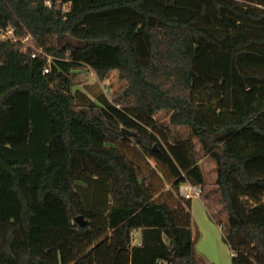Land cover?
Instances as JSON below:
<instances>
[{"label":"trees","instance_id":"trees-1","mask_svg":"<svg viewBox=\"0 0 264 264\" xmlns=\"http://www.w3.org/2000/svg\"><path fill=\"white\" fill-rule=\"evenodd\" d=\"M231 9L264 20L226 0H0V264H210L181 194L208 186L197 142L233 264H264V27ZM82 70L123 86L87 101Z\"/></svg>","mask_w":264,"mask_h":264},{"label":"rangeland","instance_id":"rangeland-1","mask_svg":"<svg viewBox=\"0 0 264 264\" xmlns=\"http://www.w3.org/2000/svg\"><path fill=\"white\" fill-rule=\"evenodd\" d=\"M226 1L232 6L233 9H236L238 11L252 12V13L264 12V0H259V2H257V3L253 2L252 0H226ZM226 20H227L226 21L227 25L229 27L238 26V25L245 26V25H252V24L264 25V20H262L260 22H253L250 19H246V18L234 13L232 9L227 12V19ZM238 21L240 23H238ZM75 83H76L75 90L83 91L84 94L86 95L85 97H86L87 101H88V99H90V100L95 99V95H94L95 92H97L99 94H103L108 99L111 100L112 93L114 91H118L123 86V82L120 81L117 72H113L109 76V78L106 82L100 83L97 76L91 70H82L78 74ZM87 86H93L95 88L91 92V90L86 89ZM156 119L164 125H169L168 117L164 113H159L156 116ZM174 130L176 131L177 135L181 137V139H186L188 137L189 129L177 128ZM95 140L97 142L100 141L97 137H95ZM197 143H198V157L200 160L199 163H200V166L204 172L206 182L208 185L206 187V189H204V194L202 196V199H205L206 193L213 189L214 183H215L216 178H217L216 163L205 153L201 144L199 142H197ZM150 163L153 166L156 165L154 159L150 160ZM196 201H197L196 199L193 200L194 203ZM209 205L211 208V214H213V216L215 217L216 220L226 221L228 219L227 215L224 212H222V213L219 212V211H221L222 208L219 205H217L216 203H214L213 200H211V199L209 200L208 206ZM135 238H136V240H135V242H136L138 240V235Z\"/></svg>","mask_w":264,"mask_h":264},{"label":"crops","instance_id":"crops-1","mask_svg":"<svg viewBox=\"0 0 264 264\" xmlns=\"http://www.w3.org/2000/svg\"><path fill=\"white\" fill-rule=\"evenodd\" d=\"M259 2V0H252ZM238 23H240L238 21ZM252 27H264L260 24L245 25ZM197 201L192 205V214L194 220L201 232V238L197 243V251L204 260L210 264H233V253L230 248L223 241V234L220 221L212 219L208 206L209 198L196 199ZM136 244L141 241L140 233Z\"/></svg>","mask_w":264,"mask_h":264},{"label":"built area","instance_id":"built-area-1","mask_svg":"<svg viewBox=\"0 0 264 264\" xmlns=\"http://www.w3.org/2000/svg\"><path fill=\"white\" fill-rule=\"evenodd\" d=\"M47 4L50 5V1H47ZM2 39L3 40H10L13 43H18L19 38L17 37L16 30L14 28H10L9 30L5 31L2 34ZM31 37L29 36L25 41V48L30 47L29 42H30ZM26 50V49H25ZM38 56H46L42 50L39 49H34V53L32 55L33 58H36ZM50 60L49 57H46ZM49 70H45V74H48ZM181 194L184 198L190 199V200H195V199H201L203 194H204V189L201 186H194L190 183H184L181 186Z\"/></svg>","mask_w":264,"mask_h":264},{"label":"water","instance_id":"water-1","mask_svg":"<svg viewBox=\"0 0 264 264\" xmlns=\"http://www.w3.org/2000/svg\"><path fill=\"white\" fill-rule=\"evenodd\" d=\"M123 134L125 137L127 136H133L132 133H129L126 129H123ZM77 221L82 225V226H85L86 225V222L84 221L83 217H78L77 218Z\"/></svg>","mask_w":264,"mask_h":264}]
</instances>
